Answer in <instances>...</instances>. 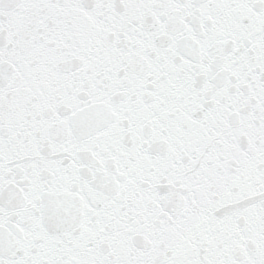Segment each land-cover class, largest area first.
Here are the masks:
<instances>
[{
	"label": "snow or ice",
	"instance_id": "obj_1",
	"mask_svg": "<svg viewBox=\"0 0 264 264\" xmlns=\"http://www.w3.org/2000/svg\"><path fill=\"white\" fill-rule=\"evenodd\" d=\"M0 264H264V0H0Z\"/></svg>",
	"mask_w": 264,
	"mask_h": 264
}]
</instances>
